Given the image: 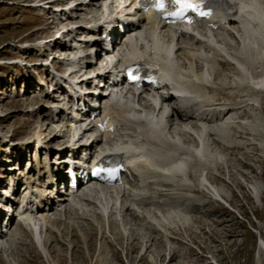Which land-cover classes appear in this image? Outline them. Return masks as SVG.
Wrapping results in <instances>:
<instances>
[{
  "label": "bare ground",
  "instance_id": "bare-ground-1",
  "mask_svg": "<svg viewBox=\"0 0 264 264\" xmlns=\"http://www.w3.org/2000/svg\"><path fill=\"white\" fill-rule=\"evenodd\" d=\"M44 1H39L33 7L43 11L49 8L48 14L51 18L59 19L53 23L58 30L57 34L61 31L62 33L55 41L39 44L40 51L48 47L51 52L56 48L58 52H67L68 59L64 64L70 66L65 71L66 73L70 71V78L74 75L73 79L81 84L90 79L87 76L92 72L108 68L106 62H103V56L91 52L99 45L96 41L105 23L117 24L122 19L137 21L138 28L145 32V39L139 40L131 51L128 48V55L134 54L137 47L141 46L139 48L141 54L137 57H145L156 49L154 41L157 42L158 48L163 46L166 53L162 56L161 62L169 65L176 85L187 91L191 106L190 109L177 106L179 98L171 95L162 96V103H175L172 107L173 116L165 120L163 113L160 111L157 113L154 107L155 103L157 105L156 98L139 97L138 101L136 97L117 99L111 106L112 115L124 126V130L123 136L117 140L118 143L111 146L114 147V151L128 155L129 164L136 167L132 168V175L127 179L123 189L97 188L90 195L83 194L73 203L65 204L57 199L55 203L51 196L53 188L45 180L46 174L50 178L49 174L52 173L54 164L59 163L49 162V155L54 150L63 155L68 149H72L73 152L83 147L94 151L93 149L102 145V138L95 134L90 124L81 130L67 123L66 118H61L57 124L49 122L50 118L58 119V106L61 105L53 95L52 107L57 108L52 111L51 107H48L50 116H47L48 121L45 125L34 131L25 142L20 143L22 149L13 146L12 157L10 154L8 159L0 161V167L7 168L9 166L7 164L27 156V147L31 149L34 146L35 165L32 164L31 171H36L39 176L38 179L31 181L30 176L20 173L29 181L27 190L35 186L34 191H38L37 194H32L31 200L27 203L31 210L36 205L37 213L33 214L37 216L33 217L27 212L25 217L23 216V223L15 225V229L12 228L6 233V230L0 231L2 242L0 252L13 254L16 243L21 241L18 235L28 232L32 235L44 263L63 264L64 260L70 263L71 254L79 247V242L88 253L89 241L93 234L97 235V248L101 254L104 251L107 234L115 240H122L124 237L133 242L136 239L134 234L148 227L155 226L167 233L165 224L168 221L155 211V208L162 207L157 205L151 208V201L160 204L163 201L165 207L164 204L169 198L177 204L182 202V199L188 202L187 205L196 204L194 201L200 199L202 195L193 199L195 196L192 197L191 192L195 194L203 190L210 198L228 202L211 170L225 157L222 150H228L224 138L225 135H230L229 125L237 123L236 120L244 115L247 107H257L255 103H258L257 108H262L263 98H260L264 89V0H229L233 4L232 10L235 7L236 12L226 16L225 25H222L219 32L212 35L203 34L202 38H187V34L184 33L176 38L170 36V32L163 31L161 25L155 27L153 25L155 21L151 18L139 17L136 20L134 18L136 14H131L133 5L126 3V0H52L51 3ZM83 10L87 16L82 18L81 22H77V19L81 18L77 13ZM83 35L86 37L84 40L81 38ZM65 37L69 39L70 44H74V48L67 45V41L60 40ZM56 59L58 60V57L54 55L52 63ZM101 62L106 65L100 66ZM44 66H47V62ZM162 68L166 69L164 66ZM65 78L64 74L59 80L65 82ZM41 92L46 96L53 92L59 93L58 89L49 87L47 92H44V89H41ZM250 92L253 94L252 97L248 96ZM33 105L28 110L29 116L40 115L43 108ZM41 121L42 116L39 123ZM69 129L72 131L71 136H68ZM0 137L2 143H8L6 137L3 135ZM59 138L66 140L58 145ZM254 142L253 140L250 144L253 145ZM256 145L264 150V141ZM42 153H45L46 158L44 162H39V154ZM210 159L216 163H209ZM19 165L20 163L12 165L15 166L12 168L9 166L6 177L15 178V171H21L17 167ZM56 168L61 169L62 166L58 165ZM12 169L14 172H11ZM191 173L195 176L194 180ZM246 179L245 181L253 186L254 198L262 204L264 198L262 186L257 183L250 184ZM127 183L131 187H127ZM151 188L159 194L163 193L166 201L162 197L150 194ZM5 194L3 193L2 197ZM57 202L64 204L62 210H56ZM47 206L50 207L48 208L50 212H45ZM2 215L3 209L0 208V216ZM75 234L78 235L77 241L72 240ZM63 245L67 246L66 252ZM147 245L146 249L150 248ZM259 253L264 255L263 239L259 245ZM13 262L22 264L19 260Z\"/></svg>",
  "mask_w": 264,
  "mask_h": 264
},
{
  "label": "rangeland",
  "instance_id": "rangeland-1",
  "mask_svg": "<svg viewBox=\"0 0 264 264\" xmlns=\"http://www.w3.org/2000/svg\"><path fill=\"white\" fill-rule=\"evenodd\" d=\"M39 1L41 0H0V135L8 139V143H2L3 140L0 139V159H6L7 153L9 152L8 155L12 153L13 146L21 148L20 143L25 142L34 131L48 121L43 122L46 118L45 113L40 112L41 114L35 117L29 116L28 113L32 104L37 107L49 104L45 96L41 97L33 92L35 87L41 88L40 75H51V67H44L43 63L52 60L53 53L56 54L57 51L51 52L48 47L40 51L39 44L55 41L59 36L48 14L49 8L44 12L43 9L33 7ZM79 14L82 17L86 16V13ZM57 55L59 57V54ZM26 80L32 84L34 83L32 80H35V87L25 89ZM262 93L260 99L263 98L261 100L263 109L249 106L245 109L244 115L238 117L237 123L229 125L230 135H225L224 138L228 150H222L225 157L211 170L213 178L226 195L228 201L226 205L219 202V199L212 200L213 198L203 190H199L196 195L191 192L192 197L195 196L193 199L202 195L200 199L203 202L197 199L194 201L196 204L187 205L188 202L182 199V202H178L179 205L170 198L166 201L163 193L159 194L151 188L150 194L162 197L166 201L164 204L166 207L163 206V201L161 204L151 201L150 207L161 205L162 208L157 207L155 211L168 221L165 224L167 233L155 226L148 227V231L142 229L136 232L134 234L136 239L133 242L124 237L122 240H115L107 234L104 251L101 254L97 248V235L93 234L89 241L88 253L79 242V247H76L71 254V262L64 260L62 263L264 264V255L259 253V245L261 240H264V198L262 204L255 199L252 194L253 186L245 181L247 178L250 184H259L264 191V150L256 145L264 141V89ZM252 95L250 92L248 96L252 97ZM39 116L43 117L41 123ZM235 129L237 133L234 132ZM69 134L70 129L68 136ZM245 135L246 137H243ZM65 140L59 138L57 144ZM253 140L255 142L252 145L250 143ZM26 151L27 158L23 159L25 167L30 160L31 152L34 151V146L31 149L27 147ZM209 161L216 163L213 159ZM3 170L0 169V174L5 171ZM191 176L194 180V174L191 173ZM18 237L21 241L20 244L16 243L13 254L0 252V264H15L13 261L18 260L22 264H47L39 254L32 235L25 232ZM72 240L77 241L78 235L75 234ZM150 240L152 241L148 242ZM146 244L150 247L147 248L148 250ZM63 246L66 252L67 246Z\"/></svg>",
  "mask_w": 264,
  "mask_h": 264
},
{
  "label": "snow or ice",
  "instance_id": "snow-or-ice-1",
  "mask_svg": "<svg viewBox=\"0 0 264 264\" xmlns=\"http://www.w3.org/2000/svg\"><path fill=\"white\" fill-rule=\"evenodd\" d=\"M174 2L179 5L182 9L183 8H194V5L191 3H188L187 0H174ZM160 10H163L165 5L163 3V0H161V2L158 5Z\"/></svg>",
  "mask_w": 264,
  "mask_h": 264
}]
</instances>
